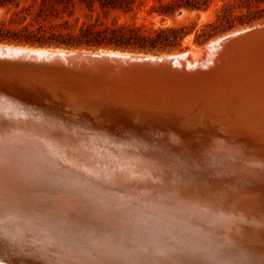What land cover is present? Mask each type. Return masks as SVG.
Returning <instances> with one entry per match:
<instances>
[{
    "label": "bare ground",
    "instance_id": "1",
    "mask_svg": "<svg viewBox=\"0 0 264 264\" xmlns=\"http://www.w3.org/2000/svg\"><path fill=\"white\" fill-rule=\"evenodd\" d=\"M236 34L187 52L178 118L0 95V264H264V26Z\"/></svg>",
    "mask_w": 264,
    "mask_h": 264
},
{
    "label": "water",
    "instance_id": "2",
    "mask_svg": "<svg viewBox=\"0 0 264 264\" xmlns=\"http://www.w3.org/2000/svg\"><path fill=\"white\" fill-rule=\"evenodd\" d=\"M260 31L254 30L252 35ZM233 33L218 39L223 43L243 37ZM226 36L230 37L223 39ZM187 52L153 55L0 43V95L14 101L32 100L35 105L45 103L52 109L76 108L81 114L90 110L100 116L178 118L194 99V91H190L194 83L204 81L211 66L192 62Z\"/></svg>",
    "mask_w": 264,
    "mask_h": 264
},
{
    "label": "trees",
    "instance_id": "3",
    "mask_svg": "<svg viewBox=\"0 0 264 264\" xmlns=\"http://www.w3.org/2000/svg\"><path fill=\"white\" fill-rule=\"evenodd\" d=\"M89 10L99 7L103 11L131 9L136 0H79ZM150 13L174 18L184 11L195 12L196 20H187L178 25L154 27L152 24L108 25L95 19L80 26L68 22L42 23L41 19L14 11L0 18V43L42 48L109 49L122 52L162 54L188 49L184 41L194 36V44L202 47L212 40L239 27L264 22V0H251L247 4L246 18H234L227 9H220L214 19L199 24V12H207L209 0H153ZM14 0H0V9L14 4ZM74 0H42L41 12L48 5L68 6ZM253 3V4H251Z\"/></svg>",
    "mask_w": 264,
    "mask_h": 264
},
{
    "label": "rangeland",
    "instance_id": "4",
    "mask_svg": "<svg viewBox=\"0 0 264 264\" xmlns=\"http://www.w3.org/2000/svg\"><path fill=\"white\" fill-rule=\"evenodd\" d=\"M14 1L15 3L13 5L10 4L7 8L0 9V18H3L4 16H10L14 11H17L19 13L28 16V18L36 17L38 19H41L42 23L68 22L74 27L80 26L84 22H92L95 19H100L101 22L108 25H114L117 23L126 24V25L152 24L154 27H168V26L178 25L184 21H187L188 19L196 20V15H197L195 12L191 13L184 11L181 14H176L174 18L158 16L155 13H150L151 6L154 4L153 0H136V3L131 9L128 10L117 9L111 11H103L99 7L95 8L94 10H89L84 5H82L79 0H74L73 4L65 7L58 4L48 5L42 12H41L42 0H14ZM209 1L211 3L210 9L207 12H199V16H200L198 20L199 24H202L210 19H214L216 12H218L220 9L223 8L227 9L229 15H231L236 19L246 18L248 14V9L246 6L251 2V0H209ZM261 25H264V22H258L251 26L239 27L238 29L228 32L222 36ZM193 40H194V36H190L184 41V45L188 47V49L185 51H191L195 48L203 47V46L198 47L197 45H195ZM11 45H16V44H11ZM19 46H23V45H19ZM153 55H159V54H153Z\"/></svg>",
    "mask_w": 264,
    "mask_h": 264
}]
</instances>
